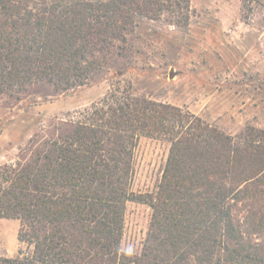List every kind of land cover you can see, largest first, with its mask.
I'll return each instance as SVG.
<instances>
[{
	"label": "trees",
	"instance_id": "trees-1",
	"mask_svg": "<svg viewBox=\"0 0 264 264\" xmlns=\"http://www.w3.org/2000/svg\"><path fill=\"white\" fill-rule=\"evenodd\" d=\"M188 0H0V97L86 83L137 19ZM57 139L0 166V218L24 246L0 264H264V132L236 137L188 111L113 94ZM170 144L152 193L130 188L139 137ZM127 202L151 209L139 255L121 250Z\"/></svg>",
	"mask_w": 264,
	"mask_h": 264
},
{
	"label": "rangeland",
	"instance_id": "rangeland-1",
	"mask_svg": "<svg viewBox=\"0 0 264 264\" xmlns=\"http://www.w3.org/2000/svg\"><path fill=\"white\" fill-rule=\"evenodd\" d=\"M125 38L82 86L60 91L38 82L0 97V166L15 163L32 139H57L111 94L178 107L231 137L247 127L264 132V0H188L157 20L137 19ZM169 149L164 140L138 138L133 193L154 191ZM151 212L146 204L126 203L123 252L140 254ZM19 226L0 218V257L13 258L24 247Z\"/></svg>",
	"mask_w": 264,
	"mask_h": 264
},
{
	"label": "water",
	"instance_id": "water-1",
	"mask_svg": "<svg viewBox=\"0 0 264 264\" xmlns=\"http://www.w3.org/2000/svg\"><path fill=\"white\" fill-rule=\"evenodd\" d=\"M170 77H172V75H170Z\"/></svg>",
	"mask_w": 264,
	"mask_h": 264
}]
</instances>
